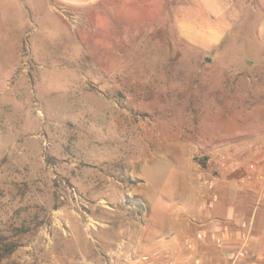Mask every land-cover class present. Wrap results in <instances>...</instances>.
<instances>
[{
  "label": "rangeland",
  "instance_id": "374dc122",
  "mask_svg": "<svg viewBox=\"0 0 264 264\" xmlns=\"http://www.w3.org/2000/svg\"><path fill=\"white\" fill-rule=\"evenodd\" d=\"M178 10L169 22L136 6L131 24L109 4L1 8L0 246L14 249L0 264H123L106 257L117 245L158 253L225 219L203 215L217 208L237 221L258 205L264 235V6ZM195 244L206 264L225 261Z\"/></svg>",
  "mask_w": 264,
  "mask_h": 264
},
{
  "label": "crops",
  "instance_id": "0c3cea01",
  "mask_svg": "<svg viewBox=\"0 0 264 264\" xmlns=\"http://www.w3.org/2000/svg\"><path fill=\"white\" fill-rule=\"evenodd\" d=\"M41 1H43L44 4L51 11H55V12L58 11L59 13L61 10L65 11L71 8L74 9L75 8L85 9L89 7L96 8L97 6L109 4V6L112 7V9H115V11H119L122 13L125 12L126 14L125 17L127 21L130 22L131 24L132 21H134L132 19L133 16L132 9L136 6L147 8V10L149 11V15L152 16L156 14L157 15L162 14L165 17H167V21L172 22L174 13H176V11L178 13H181L182 11V10H178V8L181 9L185 8L186 11L184 10V12H186L190 16L197 15L200 16L203 20L206 19L214 20L229 13V11L237 3V0H41ZM241 1H243L244 4L245 0H241ZM260 1H262V4L264 6V0H260ZM20 3L21 0H0V15L2 16L3 14L1 13L2 7L5 6L17 7V5ZM186 8H188V10ZM259 181L264 186V180L261 178ZM259 195H261L258 196L260 198L264 197L262 196V192H260ZM217 209L209 210L207 212L204 211L203 215L211 216L212 214H217V215L224 214L223 216L228 218V217H232L234 214V210L232 208L225 209L223 211H219ZM175 224L176 222L174 223V225ZM177 230H179L180 232L183 231L184 229L178 228ZM142 231L143 229L139 231L141 236H142ZM160 244H161V249L159 250V252L162 255H167L169 259H172L173 262L177 264H192V257L198 255L197 253H193L195 249L192 251L186 250L184 243L175 237L163 239ZM253 246H254V254L256 257L264 256V235H258V236L252 235L250 247ZM184 254L185 257L181 258V256ZM207 259L208 258L206 257L205 259L202 258V264H206L205 262H207ZM161 261H163V259Z\"/></svg>",
  "mask_w": 264,
  "mask_h": 264
},
{
  "label": "built area",
  "instance_id": "2783aa9c",
  "mask_svg": "<svg viewBox=\"0 0 264 264\" xmlns=\"http://www.w3.org/2000/svg\"><path fill=\"white\" fill-rule=\"evenodd\" d=\"M236 167L235 164L232 165ZM225 168V165H222ZM255 169L254 164H248L242 170L243 173L239 178L240 183H246L252 180L253 171ZM264 180V176H259ZM197 183L199 187H213V182L198 176ZM261 196V195H259ZM260 201V197H258ZM258 207V205L255 207ZM254 213L247 219L232 220L231 218H214L207 222L198 223V229L196 230L193 238H187L183 241L186 250L192 251L195 249V242L209 243L216 249L225 251V261L221 264H236L245 260L248 255V248L250 247L251 237L254 229ZM233 234L237 236L236 245L232 246L231 240ZM173 237L172 234L170 236ZM125 245L119 244L106 256L110 262L118 256H124L123 264H153L156 260H162L163 264H177L172 259H169L167 255H162L160 252L148 255L137 253L136 249L125 253L123 252ZM235 247V248H234ZM166 258V259H164ZM192 264H202V258L198 255L192 257ZM252 264H264V256H257L252 260Z\"/></svg>",
  "mask_w": 264,
  "mask_h": 264
},
{
  "label": "trees",
  "instance_id": "16d2710c",
  "mask_svg": "<svg viewBox=\"0 0 264 264\" xmlns=\"http://www.w3.org/2000/svg\"><path fill=\"white\" fill-rule=\"evenodd\" d=\"M14 249V246L12 244H3L0 246V261L6 257L7 255H9L12 250ZM253 256L247 258V260L252 259Z\"/></svg>",
  "mask_w": 264,
  "mask_h": 264
}]
</instances>
